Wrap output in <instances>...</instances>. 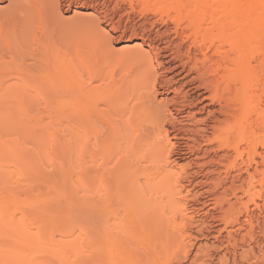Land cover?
Instances as JSON below:
<instances>
[{
  "label": "bare ground",
  "instance_id": "1",
  "mask_svg": "<svg viewBox=\"0 0 264 264\" xmlns=\"http://www.w3.org/2000/svg\"><path fill=\"white\" fill-rule=\"evenodd\" d=\"M7 1L0 264H264V0H112L141 19L122 25L116 7L102 22L148 51L110 61L63 51L60 0ZM38 104L61 111V136H39L58 175L20 192L6 180L33 178L44 154L12 136L37 138L17 122L45 126Z\"/></svg>",
  "mask_w": 264,
  "mask_h": 264
},
{
  "label": "rangeland",
  "instance_id": "2",
  "mask_svg": "<svg viewBox=\"0 0 264 264\" xmlns=\"http://www.w3.org/2000/svg\"><path fill=\"white\" fill-rule=\"evenodd\" d=\"M64 0L59 1V12L61 14V18L59 19V22H56L55 26H52L54 29V33L56 34V37L64 44L65 48L61 44L63 51H65L67 54L72 55V57H84L86 54L91 53H99L105 56L104 58L107 59V61H110V54L112 53H121L122 52H129L133 51L134 49L142 52L147 53L148 48L141 45V41L138 38H131L130 40L126 39H118V35L113 33L110 28L102 22V20L99 17V13L102 12H110L111 9H116L118 12L117 16L114 17V21L118 19V17H122L123 22L122 25L128 24L129 28L139 21V13L137 9H134L131 11L128 6H118L115 4L112 0H95L96 2H93L96 4V8L98 10L92 11L89 8H82L80 10H76V12L70 10L66 11V4ZM105 1V2H104ZM111 1V2H110ZM105 3V5H104ZM109 3V4H108ZM65 4V5H64ZM8 5V1L4 0L0 3V11L4 10L5 7ZM65 6V7H64ZM107 6V7H106ZM120 7V8H119ZM125 19V20H124ZM141 19V18H140ZM61 20V21H60ZM128 21V23H127ZM137 43V44H136ZM140 44V45H138ZM106 61V62H107ZM119 68L123 74L127 73V71H131L132 66L130 67L128 65H120ZM204 105V104H203ZM40 106V107H37ZM36 107V112H34V116L36 115V119L39 121H42L45 125L43 127H34L31 126L28 121L30 120L29 116L22 115L19 118L20 122H17L19 126L22 127H28V129L31 128L30 132H33L35 136H37L36 139H31L24 137L19 133L18 130H15L13 132L12 137L19 138L22 142H24V145L29 151H39L43 155V165L42 170L34 175L33 178H20L17 175H12L11 178L7 179L5 182V186L7 188H14L15 190L18 189L20 192H24L27 189V185H37V182H35V178H48L58 175L57 173V149L54 144H46V146L41 149L39 136L41 139V136L43 134L46 135H55L56 137L61 136V130L62 127L59 125V115L61 114V111L54 110L51 113H48L44 110L42 104H38ZM198 107H202L201 105H198ZM39 111V114H38ZM41 111V113H40ZM203 115V114H202ZM197 118L200 117L199 115L196 116ZM31 120H33L31 118ZM21 123L22 125H20ZM45 136V135H44ZM202 146V145H201ZM3 182L0 181V185H2ZM1 188V187H0ZM212 242V240H208V242L204 241H198L194 243V249H196L198 246H204V244L209 245ZM194 252V250H193ZM193 254V253H192Z\"/></svg>",
  "mask_w": 264,
  "mask_h": 264
}]
</instances>
